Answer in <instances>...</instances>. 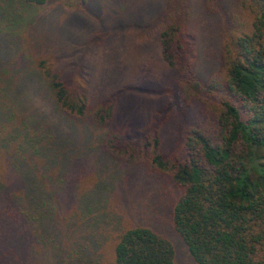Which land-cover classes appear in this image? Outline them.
Returning a JSON list of instances; mask_svg holds the SVG:
<instances>
[{"label":"trees","instance_id":"obj_1","mask_svg":"<svg viewBox=\"0 0 264 264\" xmlns=\"http://www.w3.org/2000/svg\"><path fill=\"white\" fill-rule=\"evenodd\" d=\"M204 3L222 33L219 58L207 73L196 67L191 0H167L163 10L161 55L172 70L178 114L191 121L183 127L181 149L169 154L163 128L176 115L172 109L163 116L169 101L150 119L122 121L118 94L94 97L81 80L87 60L73 50L84 21L76 10L88 0H0V155L12 156L15 180V160L22 165L43 158L53 194L77 185L82 191L68 201L90 212L128 211L123 205L131 195L118 186H130L140 170L160 183L144 211L147 224L120 235L114 264H177V245L193 264H264V0ZM20 74V81H30L18 88L14 76ZM32 95L43 105L19 110ZM196 103L201 115L190 118ZM60 170L68 176L61 178ZM3 172L0 231L12 237L0 239V249L10 240L23 244L16 235L24 234L29 218L43 219L46 207L43 196L34 197L44 206L35 214L21 205L24 199L8 188L9 171ZM44 186L43 180L37 192Z\"/></svg>","mask_w":264,"mask_h":264},{"label":"rangeland","instance_id":"obj_2","mask_svg":"<svg viewBox=\"0 0 264 264\" xmlns=\"http://www.w3.org/2000/svg\"><path fill=\"white\" fill-rule=\"evenodd\" d=\"M166 3L167 0H88L84 8L72 9L84 20L76 31L77 40L75 38L73 50L76 48L79 54L85 53L83 57L87 64L83 62L85 67L80 73L82 79L78 76L83 82H88L94 97L97 94L105 97L111 94L110 90L118 94L119 120L150 119L156 110L166 107V101L170 102V107L162 112L163 116L172 109L176 115L165 124L163 138L168 153L174 154L181 149L183 127L191 121L178 114L180 105L172 70L161 55L159 32L164 26L162 18ZM204 4V0H191L189 20V28L191 26L198 39L194 46L198 53L196 67L201 73H207L208 69L205 68H211V62L219 58L222 45L217 17L207 14ZM63 19H66L65 15ZM54 39L58 43L61 38L56 36ZM54 39L49 42L53 43ZM22 74L14 76L18 88L21 83L30 81L27 77L20 81ZM43 103L41 97L32 95L18 109L31 113L33 106L40 107ZM188 113L190 118L200 117V105H192ZM13 122L4 125L10 126ZM5 150L8 149L2 151ZM19 163L22 162L15 160L22 170H19L18 182L15 180L18 170L12 164V156L0 155V180L6 168L10 173L8 182L11 184H8V188L24 199L21 205L34 213L44 207L42 202L36 203L34 197L43 196L44 200L46 197L44 203L47 208L41 214L43 219L29 218L21 229L24 234L16 235L17 240L23 238V244L10 240L3 245L0 249V264H114L115 247L120 235L129 228L147 224L146 221L142 222L146 217L144 211L150 208L149 199L155 200V193L160 190V183L140 170L130 180V186H118L126 193V198L131 195L127 199L129 204L123 205L128 211L122 212L120 206H116L90 212L83 205L80 207L81 203L71 204L68 201L69 194L76 195L82 191L77 185L70 192L62 187L53 194L52 187H48L51 185L46 182L44 173L47 163L43 158H26L22 165ZM78 171L79 166H76L75 174ZM60 175L66 178L68 170H60ZM43 180L44 189L37 192L36 187ZM165 190L170 194V187ZM120 198L121 195H116V201ZM154 224L160 227L162 223L159 224L157 220ZM149 226H153L152 223ZM8 236L12 237V233L0 231V239ZM177 249V264H193L182 246L177 245Z\"/></svg>","mask_w":264,"mask_h":264}]
</instances>
